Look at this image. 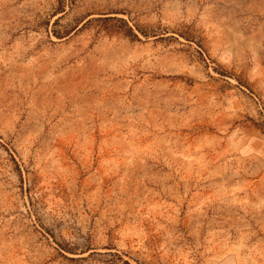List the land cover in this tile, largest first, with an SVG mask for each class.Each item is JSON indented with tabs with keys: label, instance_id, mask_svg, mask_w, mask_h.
<instances>
[{
	"label": "rangeland",
	"instance_id": "1",
	"mask_svg": "<svg viewBox=\"0 0 264 264\" xmlns=\"http://www.w3.org/2000/svg\"><path fill=\"white\" fill-rule=\"evenodd\" d=\"M0 264H264V0H0Z\"/></svg>",
	"mask_w": 264,
	"mask_h": 264
}]
</instances>
